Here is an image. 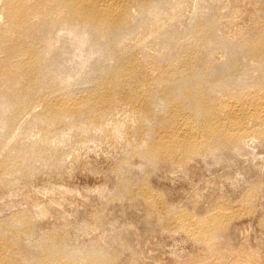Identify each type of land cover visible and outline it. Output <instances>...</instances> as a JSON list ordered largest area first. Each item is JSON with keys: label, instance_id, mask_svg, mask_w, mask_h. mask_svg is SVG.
I'll return each mask as SVG.
<instances>
[{"label": "rangeland", "instance_id": "374dc122", "mask_svg": "<svg viewBox=\"0 0 264 264\" xmlns=\"http://www.w3.org/2000/svg\"><path fill=\"white\" fill-rule=\"evenodd\" d=\"M11 1L0 264H264V0Z\"/></svg>", "mask_w": 264, "mask_h": 264}, {"label": "bare ground", "instance_id": "6f19581e", "mask_svg": "<svg viewBox=\"0 0 264 264\" xmlns=\"http://www.w3.org/2000/svg\"><path fill=\"white\" fill-rule=\"evenodd\" d=\"M13 2L15 3V0H13ZM12 1H11V3H12V5H14V3H13ZM99 2V1H98ZM17 3H19V2H17ZM16 3V5H15V7H19V4H17ZM120 7V6H119ZM121 8V7H120ZM120 8H116V9H114V10H112V11H106V12H104L105 14H103V15H105V16H108V17H110V18H112V16H113V14H120ZM15 11H16V8H15ZM107 17V18H108Z\"/></svg>", "mask_w": 264, "mask_h": 264}]
</instances>
